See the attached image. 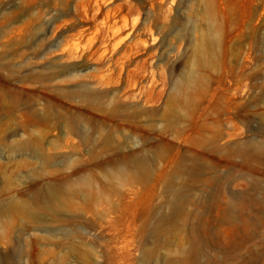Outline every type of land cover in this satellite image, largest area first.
Returning a JSON list of instances; mask_svg holds the SVG:
<instances>
[{"label": "rangeland", "instance_id": "rangeland-1", "mask_svg": "<svg viewBox=\"0 0 264 264\" xmlns=\"http://www.w3.org/2000/svg\"><path fill=\"white\" fill-rule=\"evenodd\" d=\"M0 264H264V0H0Z\"/></svg>", "mask_w": 264, "mask_h": 264}, {"label": "bare ground", "instance_id": "bare-ground-1", "mask_svg": "<svg viewBox=\"0 0 264 264\" xmlns=\"http://www.w3.org/2000/svg\"><path fill=\"white\" fill-rule=\"evenodd\" d=\"M251 198H253V196H251ZM225 213H227V212H225ZM228 214V213H227ZM228 215H230V214H228ZM230 218L231 219H233V217L230 215ZM196 247V246H195ZM195 252H197V250L195 251Z\"/></svg>", "mask_w": 264, "mask_h": 264}]
</instances>
